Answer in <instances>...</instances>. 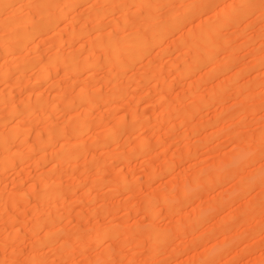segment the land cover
Wrapping results in <instances>:
<instances>
[{
  "label": "rangeland",
  "instance_id": "1",
  "mask_svg": "<svg viewBox=\"0 0 264 264\" xmlns=\"http://www.w3.org/2000/svg\"><path fill=\"white\" fill-rule=\"evenodd\" d=\"M193 1L198 9L195 16L152 45L123 75L117 73L115 83L125 85V92L112 103L93 105L87 113L85 105H65L81 88H98L100 95L111 91L112 83L105 82L108 69L101 59L96 72L80 71L75 78L66 76L65 67L59 66L51 81L34 90L45 102L58 103L51 118L36 115L33 124L26 120L30 129L25 146H12L26 154L12 169L0 170V264H29L34 253L38 264H264V0L236 19L235 25L223 28L218 42H227L228 48L222 46L211 65L198 66L185 79L188 54L181 46L189 41L187 36L194 37L205 23H217L218 12L237 2L210 0L211 5L209 0V4L199 0L201 6L198 0H168L158 5L157 14H176L175 10L178 14ZM104 2H81L69 12L68 21L59 24L55 37L64 46L61 54L91 53L96 30L87 20L94 9L104 8L97 29L120 26L121 10L108 9ZM85 21V34L68 44L67 31L78 30ZM132 27L127 26L125 32ZM55 37L37 39L33 50L36 45V53L49 56L57 50L52 42ZM25 81L11 94L15 103L35 98L29 91L31 83ZM0 83V92L9 88L10 84ZM216 88L220 93L214 96ZM59 89L66 92L61 101L54 97ZM1 110L0 106V131L4 132L16 120H5ZM75 120H87L88 127L73 159L56 163L53 158L64 140L77 141L73 137L42 150L32 149L35 137L43 138L47 128L65 127ZM105 130H115V134L106 137ZM140 146L144 152L138 151ZM47 178L59 181L63 196L56 210L58 235L50 236L42 220L44 226L34 225V219L48 210L37 199L42 193L38 186ZM148 231H161L166 238L154 250H150L153 240ZM45 235L54 240L43 243ZM59 246L68 255H61Z\"/></svg>",
  "mask_w": 264,
  "mask_h": 264
},
{
  "label": "bare ground",
  "instance_id": "2",
  "mask_svg": "<svg viewBox=\"0 0 264 264\" xmlns=\"http://www.w3.org/2000/svg\"><path fill=\"white\" fill-rule=\"evenodd\" d=\"M84 1H87V0H0V82L4 81V83L6 82V83L10 84L9 86L7 85L9 88H3V90H1V92H0V106H1V109L3 110V111L1 110L2 113L4 112V115L6 117L5 120H9V121L16 120V122L14 124H10V125L8 124V127L6 126L7 129L5 128L6 130L4 132L2 129H1L2 132L0 131V170L12 169L10 167H12L14 165L13 163H15V161H19V160L21 162L23 154H26V153H23L24 151L20 150L19 148H15V149L12 148V146H18V147H19V145L25 146V144L27 142L26 141L27 139H25V136H27L26 133L30 129V126H28L29 123L24 124L27 122L26 120H28V122H29L36 115L42 116L43 117L42 119H44V118L47 119L53 114V112L55 111V108H57V106H56L57 104H55V103H58V102L54 101V102H51L52 104H49L48 101L45 102L44 100H42L40 98L38 91L37 92L34 91V90H36V88L38 86L40 87L39 84L47 82L51 79V77H52L51 74H52V72H54L55 69H57L59 66L60 67L64 66L65 71L64 70L63 71L65 72L66 76L69 75V76L75 78V77L79 76V75H77V73L80 71H86L87 70V71L92 72L96 68V66L99 65L98 64L99 62L97 60L101 59L102 60L101 64L104 65L103 67L104 68L107 67V69H108L107 72L105 73L106 74L105 75V77H106L105 82L112 83L111 84V91H109V93L107 91L108 94H105V95L101 94L100 95L98 92L99 91L98 88L97 89H94V88L85 89V88H83V90L81 88V90H79L78 94L75 93L76 95L73 97V101L72 102L69 101L65 105L67 108H72L73 103L85 105V111L84 112L87 113V111H89L91 106H93V105L110 104V103H112V101L115 100L116 97L119 98V96L123 92H125L124 91L125 85L115 83V78L117 76V73H120L121 75H123V73H125L124 72L125 69L127 67H129L132 63H135L137 60H140L152 45L161 41L162 39H165V36H167L169 33L178 29L182 24H186L183 21H186L185 19H189V18L195 16V12L196 11L198 12L197 7L195 8L196 2H194V1H193V3L191 2L190 4L188 2V4H187L188 6L186 9H184V8L182 9V7H181L182 11L180 10L178 12V14H177V10H175L176 14L173 12L170 13L171 12L170 11L167 14H172V15L166 16L167 15L166 14L165 16H163V15L159 16L160 14L159 15L157 14L158 13L157 11H159L158 10L159 9L158 7L160 6L159 4H161V6H163L164 2L165 1L168 2V0H101L103 2L106 1L104 3H106L108 5V9H114V8L117 9L118 8L121 10V13H120L121 15L119 18L120 26L113 25L112 26L113 28L109 27V30H107V31H105V30L102 31L101 29H97V28H99L97 26L99 25L98 23L101 20L100 18L103 17L102 15L104 14V12H103L104 8H101V9L98 8V10L94 9V12L90 13L91 14L90 16L88 15L89 19L87 17V19H88L87 21H90L91 23H93L95 25V30H96V31L94 30L95 35L93 36V38H91V42H90L91 53H89V54L86 53L87 55L83 54L84 56H80L79 54L69 52L70 54H67L64 56V54H61L62 53L61 51H63V50L60 49V47L63 44L58 45L59 44L58 39H60V38L55 37L56 34H58L57 28H58L59 24H61L62 22L66 21V20L68 21L69 12L75 6H77L78 4H80L81 2H84ZM200 1L202 2V0H200ZM216 1L217 2H215V1L214 2L218 3V0H216ZM199 2H197V5L199 4ZM201 2H200V4H201V6H203ZM209 2H211V5H214L212 1L209 0ZM261 2H262V0H237L235 7H233L235 3L234 4L231 3L232 5L228 4V6L225 4L226 8L221 6V7H223V10L221 9L220 12H218V13H220V15H218L219 17L217 16L219 19L217 21V23H213V24L210 22L205 23L199 30L196 29L197 33L196 34L193 33L194 37L193 36L188 37L186 35L187 36L186 40H189V41L184 42V40H183L182 42H184V43L181 46V48H182L181 50H184V53L188 54V57H187L188 61L186 60L188 63V65H187L188 67L184 69L185 70L184 72L182 71L183 72V74H182L183 78L190 79L193 75L192 74L193 71L200 65L201 66L202 65H205V66L211 65L214 62L215 54L217 52H219L218 50L221 49L222 46L223 47L225 46V49L228 48L227 42H223V44L218 42V40L221 39L222 29L225 28L226 26L235 25L236 19H240L241 16H243L245 13H247L250 9L254 8L255 5H260ZM169 3H173V2L170 1ZM204 3L209 4L208 0H204ZM15 5H17V6H15ZM107 5H106V7H107ZM201 6H198V8L202 9L203 7H201ZM132 7L134 8V10H132L133 9ZM207 7H209V6H207ZM211 8H213V6H211ZM108 9H107V11H108ZM203 10H205V9H203ZM253 10H255V9H253ZM110 11H113V10H110ZM155 13L157 14V16H154V15H156ZM201 14H203V12H201ZM80 19L83 20V18H81V17H80ZM84 20H85V18H84ZM70 21H71V18H70ZM87 21H85L84 24H81L83 26L79 27L78 30L71 29L70 31H67L65 41L68 44H71L73 42V40L77 39V37L79 38L80 36L85 34L86 31H84V28H85ZM68 24H70V23H68ZM88 24H90V23H88ZM129 25H131V26L133 25L134 29L132 31H130L131 30V27H130L129 32H125L126 31L125 28ZM61 31H63V30H61ZM92 32H93V30H92ZM49 34H52V36L55 37V39L52 40V42H53V45H55L54 48L56 47L57 50L56 51L53 50L54 52L49 53L48 54L49 56H45V54H44V57H43V55L41 53H36V51H38V50H36L37 46L35 45V48H34L35 50H33L32 45L35 44V41L37 39H39V38L41 39L43 36H46ZM63 34H65V32H63ZM90 35H91V33H90ZM217 42L219 45L221 44L220 48H219ZM72 45H74V44H72ZM31 47H32V49H31ZM62 47H63L62 49H64V46H62ZM27 50H28L29 54L28 53L22 54L23 51L27 52ZM50 50H51V48H50ZM233 50H234V48H233ZM10 56H11V61L9 62L8 60H10V58L7 60V57H10ZM2 58H3V61L1 62ZM4 58H6V60H4ZM171 67L173 68L172 65H171ZM157 68L158 67H156V69ZM211 68L213 70V66ZM97 69H95L94 72H96ZM214 69H216V67ZM161 70H162V68H161ZM35 71H37V72H35ZM166 71H168V70H166ZM30 72L31 73L33 72V73L29 74ZM10 73L11 74L14 73L17 75H16V77H13L14 75L12 74L13 76L10 77L11 76ZM34 73H36V76L33 75ZM120 74H118V75H120ZM31 75H33L34 77L31 78L32 77ZM176 78H178V77H176ZM234 79L236 80V78H234ZM23 80H26L24 83H27V85H28V82L31 83L29 91L31 92V95H34L35 98L32 96L34 98V100H31V97H30V98L26 99V101H20L18 103L16 101V103H15V101H13L11 94L14 92L13 90L16 87V85L18 84V86H19V84H21V82ZM113 80H114V82H113ZM152 81H153V78H152ZM123 84H125V83H123ZM57 85H59V84H57ZM231 86H233V85H231ZM236 87H238V86H236ZM24 88H26V87H24ZM50 88H52V87L50 86ZM55 88H53V89H55ZM58 88H59V86H58ZM256 88L257 87H255V89ZM221 89L223 91V88H221ZM234 89L235 88H233V90ZM55 91L56 90H54V93H55ZM63 91H65V89ZM63 91L61 92L59 89V91H56V93L54 94V97L57 98V100H59L60 98H63V95H66V92H63ZM259 91H260V89H259ZM214 93H215V95H214ZM214 93H213L214 96H216V94L218 95L220 93V89L217 90V88H216V92H214ZM59 101H61V99ZM88 108H89V110H88ZM72 117H74V119H75V116H72ZM85 121H87V120H85ZM85 121L84 120L83 121L82 120H75L73 122L71 121L72 123L70 125L68 124V122H69L68 121L67 122L68 125L66 124L65 127H63V126L62 127H56V128L54 127L52 130H48L49 128H47V131H44L45 133H44V137L42 136L43 138H41V136L35 137L34 142H33L34 144L32 145V147L34 146L36 148H39V150H42V149L46 148L47 146H49L50 144H52L54 141L56 142V141L61 139V142H62V139H65L67 136L73 137V138H75L74 140H77V141L73 140L74 142H70L69 139H68L69 141L64 140V142H62V144H61L62 148L61 149L59 148L60 150L53 152V154H54L53 158L56 161V163L57 162L60 163V162L70 161V159H73L74 156H76V154H78L80 152V147H81L82 141H80L79 139H80V136L83 134V132H85V130L88 127V123H86ZM135 121L136 120H131L130 123H135ZM141 121H143L144 123H147V120H141ZM1 122H4V121H2V119H1ZM7 122H5L4 124L2 123V125H5ZM32 124H33V120H32ZM47 125H49V124H47ZM115 130H117V129H115ZM115 130H111V131L105 130L104 136L108 137L107 135H109L110 133L115 134V132H114ZM29 147H28V149L27 148H25V149H27V150L31 149L30 145H29ZM34 147L32 149H35ZM46 151H47V149H46ZM138 151L144 152L145 148L143 146H140L138 148ZM239 159L241 161L244 160L243 158H239ZM53 163H54V161H53ZM58 166H60V165H58ZM261 172H260V174H261ZM51 177H53V176H51ZM55 177L57 178V176H55ZM59 185H60V183L57 179H55V178H49L48 179L47 178L45 181L41 182L40 185L38 186V187H40L39 189L42 190L40 197L38 194H36V195H38L37 199L39 198L38 200H40V202L43 204V206L46 205L48 207V210L46 207L45 209L47 210V212L45 210H44L45 212H42V216H41L42 218H39V216L37 215L38 217H36L34 219V225H38L39 222L42 223L39 225H43V222H44V225L45 226L47 225L46 226L47 228L46 227L45 228L48 229L47 232H45V234L49 235V236L57 233V229L55 226L57 223H59V220H60V215H58L57 214L58 211H56L57 210V203L60 202V199H62V197H63V196L61 197V190L59 188ZM188 191H187L188 194L191 193ZM184 193H186V192L184 191ZM187 193L185 195H187ZM20 196L23 197V194H21ZM2 201H3V199H2ZM42 204H40V205H42ZM30 210H31V208H30ZM46 218H48V219L50 218L51 220L47 221ZM199 222L197 224H199ZM16 224H18V223H16ZM16 227H14V229ZM107 228H108V226H107ZM14 229L13 230L11 229V230L13 232H15L16 230H14ZM59 229H61V228H59ZM159 232H161V231H159ZM159 232L158 233L157 232H151V231L147 232L148 235H150V237L153 240V244L151 247L152 249H150V250H154L161 242H163L165 237L163 235L159 234ZM46 235L44 236L46 238L43 241V243L44 242L49 243L52 240V239H50L49 236H46ZM57 235H58V233H57ZM168 235H169V233H168ZM60 237H61V235H60ZM170 237H171V234H170ZM88 240H90V239H88ZM134 245H133V247H134ZM102 246H104V245H102ZM59 248L62 252H60L59 250H56L57 252L59 251L61 255H62V253H65V255H68L69 252H67V250L64 248V246H59ZM135 248H133V249H135ZM40 251H42V249ZM35 252H36V250H35ZM33 257H34L33 260L29 264H38L37 263L38 259L35 256V253H34ZM4 259H3V261H4ZM30 259H32V258H30ZM51 263H53V262H50V264ZM95 263H96V261H95Z\"/></svg>",
  "mask_w": 264,
  "mask_h": 264
}]
</instances>
